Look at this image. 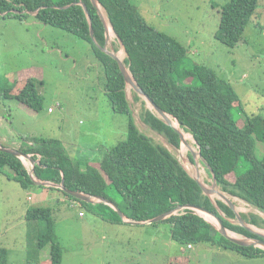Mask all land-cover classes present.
I'll use <instances>...</instances> for the list:
<instances>
[{"label":"trees","instance_id":"16d2710c","mask_svg":"<svg viewBox=\"0 0 264 264\" xmlns=\"http://www.w3.org/2000/svg\"><path fill=\"white\" fill-rule=\"evenodd\" d=\"M78 1L87 6L93 37L87 16ZM98 1L115 34L124 44V63L139 86L192 135L201 156L215 173L221 191L242 199L258 211L240 212L245 221L264 227V217L260 214L264 213V156L259 158L255 154V139L264 142V116L252 113L244 118L238 117L240 113L245 114L241 97L232 83L218 76L212 68L204 64L181 68L187 47L176 37L151 25L134 0ZM71 3L74 4L69 5ZM54 5L69 6L58 8ZM257 6L258 0H229L221 7L216 39L229 47L236 46ZM29 11L35 13L32 15L37 20L72 33L90 44L94 57L103 68V88L113 110L128 118L127 138L106 147L96 165L82 166L72 159L59 138L20 135L22 142L18 149L31 154L34 159L39 155V163L33 169L37 179L59 184L64 178L65 187L71 190L102 195L110 200L108 191L113 189L121 199L117 206L124 216L137 221L148 220L179 205L202 206L219 215L227 229L257 237L231 221L236 217L235 212L226 203L220 199L212 201L203 194L196 180L167 146L155 142L138 128L117 61L98 46L104 44V27L90 0H0V17L25 20L31 14ZM186 78L197 79L199 84L185 83ZM42 82L32 75L22 80L15 79L10 86L0 87V101L15 99L39 110L43 106V96L38 85ZM133 95L134 100L142 103L141 120L152 130L165 135L168 142L178 148V133L153 109L146 107L147 102L142 96L135 91ZM184 153L187 155L186 151ZM188 156L192 160L191 154ZM241 161L247 162L248 168L239 173L237 168ZM5 167H9L12 174L6 173ZM205 169L211 177L209 169L206 166ZM0 174L17 181L23 189L37 185L22 159L1 149ZM38 186L43 187L42 184ZM56 189L106 221L123 222L118 212L104 202L89 203L58 187ZM25 218L42 222L37 247L50 245V257L42 264H62L64 252L55 233L52 208L31 205L26 209ZM158 222L168 223L172 239L183 245L206 242L247 257H264V249L232 242L211 222L188 208ZM189 263V257L184 255L168 261V264ZM0 264H8V250L4 246H0Z\"/></svg>","mask_w":264,"mask_h":264},{"label":"rangeland","instance_id":"374dc122","mask_svg":"<svg viewBox=\"0 0 264 264\" xmlns=\"http://www.w3.org/2000/svg\"><path fill=\"white\" fill-rule=\"evenodd\" d=\"M134 1L151 25L176 37L187 47L181 68H192L194 64L212 68L218 76L229 80L241 97L245 114L240 113L238 117L252 113L264 116V0H258L254 16L234 47L215 37L221 7L229 0ZM114 35L108 40V48L112 46L124 60L126 52ZM31 75L43 81L38 85L43 96L39 110L15 99L0 101V113L7 114L4 123H0V130H12L9 144L15 140L22 142L20 134L56 137L63 142L71 158L84 166L98 164L104 148L127 138L128 118L113 110L103 88V68L87 41L41 22L32 14L25 20L0 17V87ZM184 82L199 84L197 79L191 78ZM126 92L138 128L155 142L167 146L189 174L195 176L187 147L181 144L176 148L165 135L146 125L140 118L141 100H134L133 90L128 86ZM145 105L151 108L149 103ZM48 107H52V112ZM181 130L189 138L190 133ZM190 136L187 141L196 151L198 147ZM183 151L187 152V161L182 159ZM255 154L259 158L264 156V142L260 139H255ZM24 162L31 169V163L27 159ZM196 165L199 164L196 162ZM247 168L248 163L241 161L237 171L242 173ZM5 171L12 174L9 167H5ZM206 175V181H202L210 185L207 171ZM108 193L116 205L121 203L115 190L110 189ZM26 194L27 190L17 181L0 174V246L10 251L8 264H32L24 261L22 251L36 246L38 241L39 229L28 228L21 222V210L29 205ZM230 198L238 213L251 211L242 199ZM33 205L52 208L55 233L64 252L62 264H168L170 257L182 255L190 257L189 264H264V257H247L206 242L191 244L192 247L183 252V244L172 239L170 226L165 222L111 223L85 206L57 204L55 200ZM261 215L264 217V213ZM33 222L42 225V222ZM213 224L217 226V221ZM7 226L12 229L7 230ZM252 226L264 233V227ZM229 233L242 236L231 230Z\"/></svg>","mask_w":264,"mask_h":264},{"label":"water","instance_id":"95a60500","mask_svg":"<svg viewBox=\"0 0 264 264\" xmlns=\"http://www.w3.org/2000/svg\"><path fill=\"white\" fill-rule=\"evenodd\" d=\"M92 5L96 8L97 13L99 14L101 21L103 23V27H104V44L103 45H99L100 49L104 52H106L107 54L111 55L116 61L117 64L119 66V69L124 77V81L126 84V87H130L133 91H135L138 95L142 96L145 101L147 103H149L150 107L153 109V111L160 117L162 118L166 124L170 125L179 135L180 138V145L183 144L187 147V149L189 150L192 160L189 159L190 161H193V163L198 160L201 163H203L207 169H209V172L211 174V184L208 186L205 183H203L201 180L198 179L197 176H192L196 182L198 183V185L200 186L203 194H205L206 196H208L212 201V195L217 193L218 196L220 197L219 199L222 200L224 203H226L231 209L234 210L235 212V218L231 219V221L233 223H238L239 225L245 227L246 229H248L249 231H251L252 233L256 234L257 237H248V236H237V235H233L229 233V229H227L225 227V225L223 224V221L221 219V217L217 214H215L214 212H211L207 209H205L202 206H198V205H193V204H186V205H179L174 209H171L169 211H166L164 213H161L157 216H154L148 220H142V221H137V220H132V219H126L127 222L130 223H145V224H151L154 222H158L161 221L165 218H167L168 216H170L171 214L176 213L178 210H181L183 208H188L191 210L196 211L199 215H201L203 213H206L208 215L213 216L216 220H217V226H215L217 228V230L219 231L220 234H222L223 236H225L226 238H228L229 240H231L232 242L238 244V245H242V246H257L260 247L262 249H264V233L256 230L253 228V226L249 223H247L245 221V219L240 215V213H238L235 209V202L233 201V199L230 198V196L228 194H226L225 192L221 191V189L219 188V185L217 183L216 177H215V173L213 172L212 168L206 163L205 159L201 156L200 150L199 148L197 149V151L193 150L191 148V146L189 145L188 141L185 139L183 131L179 128L176 127L173 124V117L168 114L167 112H165L161 107H159L144 91L143 89L139 86V84L137 83V81L135 80L134 76L132 75V73L130 72L128 66L124 63V60H121L116 52L113 50V47L111 46L110 49L108 48V40H109V32H108V25H107V21L103 15L102 12V6L100 5L98 0H90ZM78 4H80L87 16L88 22H89V29H90V35L93 37V26H92V21L89 15V11L87 9V6L82 2V1H78ZM74 3H71L69 5H72ZM69 5H63V6H58V5H54V7H58V8H65ZM29 13L31 14H35L34 12L29 11ZM114 31V30H113ZM115 33V32H114ZM116 35V34H115ZM120 46L124 49V44L121 41V39L116 35ZM175 120V119H174ZM177 122V120H175ZM178 123V122H177ZM179 124V123H178ZM196 143V142H195ZM180 147V146H179ZM178 147V148H179ZM198 147V146H197ZM0 149L11 153L13 155H16L17 157H19L20 159H22V161L24 159H27L30 161L31 163V169H28L30 176L32 177V179L35 181V183L37 185H53L55 187H58L59 189L63 190L65 193L79 199V200H83L89 203H95V202H104L110 206H112L117 212L118 214L122 217V220H125V216L124 213L121 211V209L110 199L105 198L102 195H95V194H89V193H85L83 191H77V190H71L67 187H65L64 185V178L61 179V182L59 184H55L49 181H45V180H39L37 179L34 174H33V169L34 166L39 163V159H34L32 157L31 154L28 153H24L22 151H20L18 148H14V147H10V146H6L0 143ZM182 159L184 161H187L188 158L186 157H182ZM24 162V161H23ZM218 211L220 212V214L222 215V212L218 209ZM203 215V214H202ZM205 218V217H204Z\"/></svg>","mask_w":264,"mask_h":264},{"label":"crops","instance_id":"0c3cea01","mask_svg":"<svg viewBox=\"0 0 264 264\" xmlns=\"http://www.w3.org/2000/svg\"><path fill=\"white\" fill-rule=\"evenodd\" d=\"M6 117H7V114L3 115L0 113V123H4ZM1 129H2V130H0V143L1 144L6 145V146H10V147H14V148H18L21 145V142H18L16 140L14 141V143L9 144V139L13 137L12 130H10L9 132H4L3 128H1ZM67 151H68V149H67ZM24 164H25V162H24ZM51 187H54V188H51ZM26 190H27L26 200L29 203V205L23 207V209L21 210V212H23V214L21 213V222H23L25 224V226L28 228L39 229V225H38V223L33 222V221H29L25 218V212H26L27 207H29L33 204L43 203V202H46L49 200H55L57 204L67 202L69 205L72 201V200H69L61 191L56 189V187L53 185H43V187L36 185V186H33V187L26 189ZM246 204L249 205L248 203H246ZM77 206H82V205L79 202V205H77ZM249 208L253 212H258L255 208H253L250 205H249ZM126 219L127 218H125L124 222L127 221ZM205 219L213 224V222L211 220L207 219L206 217H205ZM132 224H139V223H132ZM142 224H145V223H142ZM10 229H12V226L11 227L7 226V230H10ZM4 247H6V246H4ZM191 247H188V245H186V246L182 245L181 251L185 252L186 250L190 249ZM7 250H8V257H9L10 251H9V249H7ZM22 252H23L22 258L24 259V261H27V262L32 263V264H42V262L44 263L50 257V245H46V246H43L42 248H38L37 244H36V246H34L30 249H25ZM174 257H176V256H174ZM187 257H189V256H187ZM170 258H172V257H170ZM189 260H190V257H189Z\"/></svg>","mask_w":264,"mask_h":264},{"label":"bare ground","instance_id":"6f19581e","mask_svg":"<svg viewBox=\"0 0 264 264\" xmlns=\"http://www.w3.org/2000/svg\"><path fill=\"white\" fill-rule=\"evenodd\" d=\"M103 15H104V17H105V19H106V21H107V25H108V32H109V39H111L112 38V36H113V33H114V31H113V29H112V26H111V24H110V22H109V19H108V17L106 16V14H104V12H103ZM115 36V35H114ZM118 57L121 59V60H123V57L122 56H119L118 55ZM129 91V90H128ZM173 124L176 126V127H179V125L174 121L173 122ZM181 129V128H180ZM183 134H184V137H185V139L187 140H189V138L186 136V133H184V131H183ZM190 138H191V136H190ZM192 148V147H191ZM194 148V147H193ZM195 150V149H194ZM197 151V150H196ZM182 154H183V156H185V157H187V155L184 153V151L182 152ZM196 162L199 164V166L198 165H196ZM191 165H192V167H193V170H194V173H195V176H197L198 177V179L199 180H204L205 181V176H207L206 175V171H205V168L201 165V163H200V161H198V160H196L194 163H190ZM189 166V165H188ZM205 171V172H204ZM203 175V176H202ZM203 182V181H202ZM203 183H205V182H203ZM209 185V184H208ZM212 198H213V200L214 201H216V199H219L220 197L218 196V194L217 193H215V194H213L212 195ZM240 201H242V200H240ZM207 219H209V220H211L213 223H215V219L212 217V216H210V215H208V214H206V213H203V212H201Z\"/></svg>","mask_w":264,"mask_h":264},{"label":"built area","instance_id":"2783aa9c","mask_svg":"<svg viewBox=\"0 0 264 264\" xmlns=\"http://www.w3.org/2000/svg\"><path fill=\"white\" fill-rule=\"evenodd\" d=\"M58 106H60V104H57ZM48 110L49 111H52V107H48ZM38 159H39V155H38ZM24 161V160H23ZM32 166V165H31ZM29 169V168H28ZM30 198V197H29ZM75 202H77L78 204H79V202L78 201H75V200H72L71 201V203H70V205L71 206H73L72 204H75V205H77ZM188 247H191V244H188Z\"/></svg>","mask_w":264,"mask_h":264},{"label":"clouds","instance_id":"9594fccd","mask_svg":"<svg viewBox=\"0 0 264 264\" xmlns=\"http://www.w3.org/2000/svg\"><path fill=\"white\" fill-rule=\"evenodd\" d=\"M247 203V202H246Z\"/></svg>","mask_w":264,"mask_h":264}]
</instances>
